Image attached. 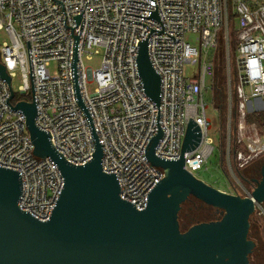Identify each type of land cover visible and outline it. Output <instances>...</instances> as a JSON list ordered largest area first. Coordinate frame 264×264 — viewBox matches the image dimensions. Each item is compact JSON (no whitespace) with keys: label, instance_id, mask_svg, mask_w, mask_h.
Returning <instances> with one entry per match:
<instances>
[{"label":"built area","instance_id":"built-area-1","mask_svg":"<svg viewBox=\"0 0 264 264\" xmlns=\"http://www.w3.org/2000/svg\"><path fill=\"white\" fill-rule=\"evenodd\" d=\"M58 1L63 2L65 13L63 4L54 0H0V30L10 38L0 44V61L11 81L21 70L24 83L19 91L27 95L32 91V100L34 83L37 127L50 132L53 147L65 160L83 166L93 159L96 145L76 99L73 36H80V97L103 148V170L116 175L121 198L143 210L165 177L164 170L147 156L149 145L160 133L155 155L177 160L190 118L197 122L201 141L184 153L185 169L194 176L213 153L204 93L208 79L215 76L209 53L228 25L229 0ZM231 2L239 32L235 90L239 120L234 144L240 148L234 149L233 157L237 171L264 155V137L258 132L247 136V117L264 111V0ZM82 13L77 26L74 16ZM65 19L66 26L75 27L73 35ZM188 34L197 37L199 47L186 40ZM144 41L161 78L159 105L147 96L139 74L138 55ZM100 52L101 68L86 67L84 57ZM187 64L198 68L194 77L186 78ZM92 82L97 87L90 94L87 86ZM11 88L0 76V166L21 174L19 208L47 221L64 177L51 158L34 154L27 118L13 107L23 100L14 101V90L10 102Z\"/></svg>","mask_w":264,"mask_h":264},{"label":"water","instance_id":"water-1","mask_svg":"<svg viewBox=\"0 0 264 264\" xmlns=\"http://www.w3.org/2000/svg\"><path fill=\"white\" fill-rule=\"evenodd\" d=\"M83 13L74 16L77 26ZM64 22L66 26V19ZM66 27L72 28L73 35L75 27ZM73 37L76 99L88 120L95 153L90 162L76 166L55 150L50 132L36 125L32 75L34 99L20 101L13 107L22 110L27 118L34 154L51 158L65 183L49 220L42 221L29 210L19 208L23 194L19 171L0 166V264H250L248 255L253 244L248 240L249 220L256 204L264 201V182L252 196L241 197L217 189L187 171L184 153L195 149L202 137L200 126L190 118L180 159L165 160L155 155L162 133L148 147L150 162L163 169L165 177L150 193L147 207L138 210L123 200L116 175L103 170V148L80 97V36ZM138 67L147 96L159 105L161 78L150 61L147 41L140 44ZM0 76L11 87V78L1 61ZM11 92L10 102L15 98L12 88ZM190 197L217 208L222 218L182 231L179 214Z\"/></svg>","mask_w":264,"mask_h":264},{"label":"rangeland","instance_id":"rangeland-1","mask_svg":"<svg viewBox=\"0 0 264 264\" xmlns=\"http://www.w3.org/2000/svg\"><path fill=\"white\" fill-rule=\"evenodd\" d=\"M231 4L232 2L229 0L228 25L221 31L216 49L209 53V57L214 60L216 70L213 79H208L207 88L204 93L205 103L208 106L206 113L211 121V128L209 129L208 135L212 141L214 150L203 168L196 172V176L198 179L224 192L233 193L234 190H237L240 192V196H243V191L239 185V175L233 160L234 149L236 148L238 150L240 148L238 145L235 147L234 144L235 138L237 137L239 120L237 115V99L235 96V90L238 85L236 57L239 46V32ZM196 38L195 35L191 34L186 36V40L189 43L199 47ZM9 41L10 38L5 30H0V44L2 45L4 42ZM102 62V52L84 57L85 66L91 67L94 70L100 69ZM197 72L198 68L196 66L186 65V78L194 77ZM23 83L22 72L21 70H17L12 79V86L16 92L15 102L19 100H32V91L28 95L20 93L19 87ZM96 87L97 84L95 82L89 83L87 86L89 93H94ZM248 127L250 128L247 134L248 137L255 132H258L264 137V133L262 134L259 131L256 124H248ZM190 205H192V202ZM214 213L210 218L217 216ZM190 227L191 225L187 226L186 229L184 228V230H188Z\"/></svg>","mask_w":264,"mask_h":264},{"label":"flooded vegetation","instance_id":"flooded-vegetation-1","mask_svg":"<svg viewBox=\"0 0 264 264\" xmlns=\"http://www.w3.org/2000/svg\"><path fill=\"white\" fill-rule=\"evenodd\" d=\"M240 188L243 196H252L254 191L264 182V155L255 159L243 169H237ZM232 194L241 195L234 190ZM215 209L216 217L214 221L222 218L221 211ZM248 240L252 242L253 247L248 255L250 264H264V201L257 203L255 211L249 220Z\"/></svg>","mask_w":264,"mask_h":264},{"label":"trees","instance_id":"trees-1","mask_svg":"<svg viewBox=\"0 0 264 264\" xmlns=\"http://www.w3.org/2000/svg\"><path fill=\"white\" fill-rule=\"evenodd\" d=\"M247 123L256 124L258 126L259 131L263 134L264 133V111L250 114L247 117ZM191 202H192V205H190ZM214 212H215L214 207L209 206L194 197H190L188 201H186L182 205V209L179 214V222H180L182 231H186L184 230V228L186 229L187 226H190V225L192 226V225H195L196 223L214 221V218H210L211 216H213Z\"/></svg>","mask_w":264,"mask_h":264}]
</instances>
